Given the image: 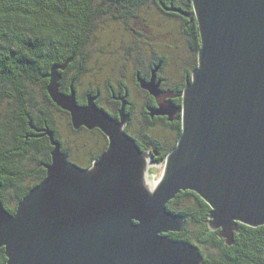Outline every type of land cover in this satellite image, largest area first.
<instances>
[{
    "label": "water",
    "instance_id": "95a60500",
    "mask_svg": "<svg viewBox=\"0 0 264 264\" xmlns=\"http://www.w3.org/2000/svg\"><path fill=\"white\" fill-rule=\"evenodd\" d=\"M201 46L198 66L182 93L151 116L181 115V135L165 162L148 154L123 128L125 99L116 121L97 97L85 106L61 93L53 66L47 90L71 115L73 127L100 128L107 151L90 168L54 147L47 175L9 213L0 199V249L7 264H203L199 247L172 240L185 217L167 205L181 192L211 208L209 226L228 245L239 224L264 226V0H192ZM156 71L145 89L158 94ZM159 97V96H155Z\"/></svg>",
    "mask_w": 264,
    "mask_h": 264
},
{
    "label": "trees",
    "instance_id": "16d2710c",
    "mask_svg": "<svg viewBox=\"0 0 264 264\" xmlns=\"http://www.w3.org/2000/svg\"><path fill=\"white\" fill-rule=\"evenodd\" d=\"M179 3L187 4V0H0V199L9 213L14 214L19 202L47 175L42 164L50 162L53 148L43 138L26 139L32 133L30 122L37 128L50 127L63 141L56 116L60 112L41 99L50 96L47 75L52 67L68 63L73 69L82 64L87 72L92 63L88 47L101 21L129 18L140 10H151L153 4L165 9ZM174 102L181 105L182 96ZM177 126L181 127V121ZM71 132L72 139L82 142L81 148L73 144V153L86 151L85 134L73 128ZM177 142L165 150L157 147L159 155L152 162L164 163ZM93 159L78 158L74 163L90 167ZM26 160L30 168L24 167ZM167 209L186 220L181 232L168 236L199 247L203 264H264V226L239 224L234 243L228 245L220 230L210 228L211 208L195 192H181ZM0 264H7L4 248Z\"/></svg>",
    "mask_w": 264,
    "mask_h": 264
},
{
    "label": "flooded vegetation",
    "instance_id": "af4514ba",
    "mask_svg": "<svg viewBox=\"0 0 264 264\" xmlns=\"http://www.w3.org/2000/svg\"><path fill=\"white\" fill-rule=\"evenodd\" d=\"M179 4L181 5L177 7H165V9L158 4L151 5V11L155 18L151 19L148 24H146V20H140L142 18H140L139 14L143 10H140L129 18H120L121 22L125 23L124 29L128 31L127 36H124L121 42H125L126 39L130 38L135 39V44L127 47L126 51V55H131L132 59L126 57L124 60H119L117 71H114V73L109 70L103 74L100 82L97 80H86L90 75V66V70L88 69L86 72V65L82 66L81 64L78 67H74L75 69H69L68 63H65L67 64L66 68L58 70L61 74V93L70 95L73 89L76 93L77 104L79 106L87 105L89 97H97V106L106 111L116 121H120V112L123 106L122 99H125V113L129 116V120L123 130L136 141L142 151L148 154L150 162H152L153 157L159 155L157 147H161L164 150L170 147L174 141L179 139L182 131L181 127L177 126V123L181 121L180 114L173 121H170L166 115L151 116V113L158 109L160 105H164L169 101L174 102L177 96H182L181 87H186L192 78L193 71L198 66L201 38L193 3L192 0H187V4ZM132 18L139 23L138 28H135V24L132 26V22H128L133 21ZM165 22L170 24V28L168 27L164 32H160L159 26H161V23L164 25ZM156 31L158 32L156 33ZM161 36L163 37L161 38ZM165 37L170 39L166 43L164 42L166 46H169L168 51L159 47L160 39L164 40L166 39ZM143 38L145 39L143 40ZM174 57L178 59V62L172 70L173 73L168 77L165 74V70ZM156 69V83H159V89L158 94H153L143 87L140 80L150 83ZM49 74L47 75L48 85L50 81ZM41 99H43L44 104H48L60 112L57 114L58 121L63 116L68 120L70 132L73 128V130L85 134L83 136L86 139L87 137H91V139L95 137L96 143H92V145L91 143H87L89 146L87 148L88 151L73 153L71 151L72 147L70 148L64 141L59 140L55 136V139L61 143L62 152L68 155L70 162L74 163L78 158L88 160L91 156L94 158L92 166L107 151L109 137L100 128L88 129L81 127L80 129H75L69 112L57 109L50 96H45V98L42 97ZM38 108L37 110L42 113L43 109ZM139 119H142L145 125L141 126L143 123L140 124ZM157 126L163 127L161 133L156 134L155 128ZM30 127L32 133L28 134L26 139L43 138L54 149L50 138L40 133V130L47 129V127L37 128L32 122H30ZM48 128L51 129L50 127ZM54 134L56 135V133ZM66 148L69 150H66ZM53 149L50 150V162L48 164L51 163ZM44 165L42 164L43 167ZM79 166L82 168L91 167Z\"/></svg>",
    "mask_w": 264,
    "mask_h": 264
},
{
    "label": "rangeland",
    "instance_id": "374dc122",
    "mask_svg": "<svg viewBox=\"0 0 264 264\" xmlns=\"http://www.w3.org/2000/svg\"><path fill=\"white\" fill-rule=\"evenodd\" d=\"M140 13L141 14H139V16L140 18H142L140 20H143V21L146 20V24H148V22H150L151 19L155 18L153 17L154 15L152 14V11L150 9L140 11ZM134 20L135 19H133V21H128V22L129 23L132 22V26L135 24V28H138L139 23L137 22V20L136 21ZM124 27H125V23H122L121 19H118V18L117 19L107 18L104 22L101 21L99 23L96 29L97 30L96 33H94V35L92 36V42L88 47V52H90V54L92 53V55H90L92 59V63H90V67H91L90 75L86 80L88 81L97 80L98 82H100L102 80L103 74H105L109 70L113 72L117 71L116 69H118L119 60H124L126 57H129L130 59H132L131 55H126V51L128 49L127 47L135 44L134 43L135 39L129 37L130 39H126L125 42H121L123 40V37L127 36L126 34L128 32L126 29H124ZM159 27H160L159 28L160 32H164L166 28L168 27L170 28V24L165 22V24L163 25L161 23V26ZM98 31L100 32L98 33ZM158 31H156V33ZM162 37L163 36H161V38ZM165 38L166 39L164 40L160 39L161 42H160L159 47L160 49L168 51L169 46H166L165 43L169 41L170 39H168V37H165ZM144 39L145 38H143V40ZM177 62H178V59L174 57L172 58L169 65L166 67L165 74L168 77H170L171 73H173L172 70L176 67L175 65L177 64ZM139 120H140V124H142L143 123L142 119H139ZM57 123H59L57 125H58V129L60 132L59 133L60 137H62L63 141L65 142L67 146H69L70 148L72 147L71 148L72 152L74 149L73 148L74 145H76L77 148H81L82 142L79 139L74 140L71 138L72 133L69 130L68 120L63 116ZM143 125H145V123H143L141 126ZM155 131H156V134L161 133L163 131V127L157 126L155 128ZM86 142L91 143V145L92 143L93 144L96 143L95 137H93L92 139L91 137L90 138L87 137ZM31 165L32 164L28 160H26L24 167L30 168ZM8 199H12L10 198V194H8Z\"/></svg>",
    "mask_w": 264,
    "mask_h": 264
},
{
    "label": "built area",
    "instance_id": "2783aa9c",
    "mask_svg": "<svg viewBox=\"0 0 264 264\" xmlns=\"http://www.w3.org/2000/svg\"><path fill=\"white\" fill-rule=\"evenodd\" d=\"M150 162V161H149ZM151 163V165H160V163L159 164H157V163H153V162H150ZM162 164V163H161Z\"/></svg>",
    "mask_w": 264,
    "mask_h": 264
},
{
    "label": "bare ground",
    "instance_id": "6f19581e",
    "mask_svg": "<svg viewBox=\"0 0 264 264\" xmlns=\"http://www.w3.org/2000/svg\"><path fill=\"white\" fill-rule=\"evenodd\" d=\"M150 163V162H149ZM151 164V163H150Z\"/></svg>",
    "mask_w": 264,
    "mask_h": 264
}]
</instances>
